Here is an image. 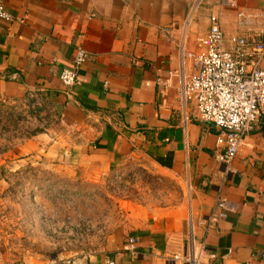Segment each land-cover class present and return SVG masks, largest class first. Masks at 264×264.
Listing matches in <instances>:
<instances>
[{
    "label": "crops",
    "instance_id": "obj_1",
    "mask_svg": "<svg viewBox=\"0 0 264 264\" xmlns=\"http://www.w3.org/2000/svg\"><path fill=\"white\" fill-rule=\"evenodd\" d=\"M4 1L14 21L0 20V102L27 108L37 94L50 122L19 153L70 182L100 185L150 165L181 187L175 206L122 202L125 221L107 242L113 260L177 264L173 257L187 252L193 227L217 256L201 264H264V116L226 166L216 158L217 128L181 99L182 79L196 73L192 62L183 66L181 46L195 48L212 14L226 38L241 33L238 11L260 24L264 0H237V9L205 0L190 30L184 24L195 0ZM78 46L87 62L77 85L66 88L60 76ZM219 198L230 210L207 233ZM129 238L138 240L135 255L126 250Z\"/></svg>",
    "mask_w": 264,
    "mask_h": 264
},
{
    "label": "rangeland",
    "instance_id": "obj_2",
    "mask_svg": "<svg viewBox=\"0 0 264 264\" xmlns=\"http://www.w3.org/2000/svg\"><path fill=\"white\" fill-rule=\"evenodd\" d=\"M37 120L38 127L26 107L0 102V264H96V257L108 264L107 242L126 218L123 201L180 203V185L150 165L90 185L31 164L19 148L50 124Z\"/></svg>",
    "mask_w": 264,
    "mask_h": 264
},
{
    "label": "built area",
    "instance_id": "obj_3",
    "mask_svg": "<svg viewBox=\"0 0 264 264\" xmlns=\"http://www.w3.org/2000/svg\"><path fill=\"white\" fill-rule=\"evenodd\" d=\"M219 1L220 7H238L237 0ZM204 2L195 0L191 5L184 24L187 30L191 29ZM237 19L241 33L226 38L220 16L212 14L209 33L196 39L195 48L186 52L184 45L181 46L183 66L190 61L196 69L191 78L182 79V102L185 106L194 104L200 118L217 128L219 153L216 158L226 166L238 158L246 137L264 116V12L259 16L260 24H254L257 17L243 11H238ZM0 20L14 21L4 0H0ZM87 58L86 50L78 46L72 66L64 69L60 76L66 88L77 85L79 71ZM38 97L32 94V103L26 108L34 121L43 113L44 105ZM229 210L227 201L219 198L209 220L204 223L206 232L225 219ZM137 243V239L129 238L126 250L137 254ZM205 256L217 261V256L208 252L205 241L196 240L191 227L187 252L174 256L173 260L177 264H201ZM107 263L117 264L112 259Z\"/></svg>",
    "mask_w": 264,
    "mask_h": 264
},
{
    "label": "water",
    "instance_id": "obj_4",
    "mask_svg": "<svg viewBox=\"0 0 264 264\" xmlns=\"http://www.w3.org/2000/svg\"><path fill=\"white\" fill-rule=\"evenodd\" d=\"M86 264H87V262H86Z\"/></svg>",
    "mask_w": 264,
    "mask_h": 264
}]
</instances>
